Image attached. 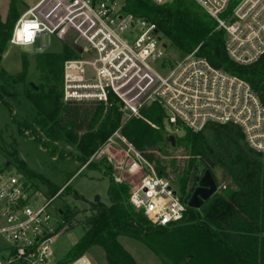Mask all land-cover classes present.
<instances>
[{
	"label": "built area",
	"instance_id": "1",
	"mask_svg": "<svg viewBox=\"0 0 264 264\" xmlns=\"http://www.w3.org/2000/svg\"><path fill=\"white\" fill-rule=\"evenodd\" d=\"M148 1L163 6L178 0ZM191 1L225 31V51L234 64L249 67L264 58V0ZM123 7L118 0H38L20 15L10 44L34 45L45 35L72 31L83 47L78 58L64 64V102L107 104L116 95L130 117L157 103L166 114V133L176 139L185 130L198 133L208 124H231L241 129L250 149L264 155V102L251 85L215 68L198 49L172 62L156 25ZM86 66L92 67L89 75ZM114 144L124 159L107 161L116 173L126 174L114 181L130 187L131 205L157 226L175 228L189 220L186 198L156 174L120 130L98 152ZM225 188L221 184L218 193ZM62 191L34 208L40 192L22 173H12L10 164H0V264H60L54 261L53 245L65 228L50 207ZM69 264L91 262L83 255Z\"/></svg>",
	"mask_w": 264,
	"mask_h": 264
},
{
	"label": "trees",
	"instance_id": "2",
	"mask_svg": "<svg viewBox=\"0 0 264 264\" xmlns=\"http://www.w3.org/2000/svg\"><path fill=\"white\" fill-rule=\"evenodd\" d=\"M19 1L9 0L8 16L4 21L0 18V103L6 105L14 98L7 86L24 85L29 70L25 54L20 73L9 75L1 67L20 17L17 10ZM123 8L136 18L154 23L158 34L181 53L190 54L198 49V55L215 68L247 81L264 102V58L249 67L234 64L225 51V31L218 29L216 21L196 3L178 0L157 6L148 0H124ZM78 56L79 52L67 43L63 44L60 53L45 52L36 56L40 84L33 86L27 98L40 118L36 124L43 128L46 138L53 143L64 139L72 146L77 152V172H80L120 130L153 165L159 177L176 182L184 198L193 185L198 161H202L209 170L221 168L234 188L227 186L206 202L200 211L190 209V219L181 222L175 230L189 236L184 261L264 264V155L249 148L241 129L231 124H208L198 133L185 130L177 138L176 150L186 158L180 162L174 158L168 161L164 158L170 156L165 140L166 114L157 103L142 107L139 116L131 118L124 126L122 106L113 95L107 104L63 101L64 64ZM19 128L22 132L27 131L31 124L25 122ZM52 153L57 152L52 150ZM89 170L100 172L108 179L110 204H92L91 215L84 217L79 224L84 231L82 238L60 264H69L95 247L104 250L109 264H134L119 243L120 237L148 243L151 236L164 234L172 228L152 224L142 211L131 205L130 187L114 181L111 176L113 168L108 161L103 159ZM19 172L35 186V174L26 168H20ZM49 188L54 196L60 191ZM58 214L63 220V228H73L80 212L67 204L58 210ZM192 220L196 222L185 224Z\"/></svg>",
	"mask_w": 264,
	"mask_h": 264
},
{
	"label": "rangeland",
	"instance_id": "3",
	"mask_svg": "<svg viewBox=\"0 0 264 264\" xmlns=\"http://www.w3.org/2000/svg\"><path fill=\"white\" fill-rule=\"evenodd\" d=\"M37 1L20 0L17 6L19 14L24 13L27 10V6L30 7ZM118 1L120 5L124 4V0ZM8 11L9 0H0L1 20L4 21L7 18ZM160 37L162 42L168 46L165 53L172 62L181 61L187 55L181 53L176 47L171 46L169 40L164 36L160 35ZM65 43L77 51L83 47L77 34L72 31H67L65 35H56L50 38L45 35L42 38V42L38 40L34 45L23 47L13 46L9 41V48L5 52L1 64L3 70L9 75H16L22 71V57L24 54L29 61L25 84L17 87L8 85L7 89L14 94V98L9 101V105L0 103V164H10L12 173H16L20 168H26L37 176L33 182L40 194L38 195L39 200L32 204L34 208H39L47 199L54 197L50 192L49 186H51L57 188L58 191L63 189L61 195L54 200L50 207V212L55 218H57L58 210L64 208L67 204L80 212L73 228L63 229L53 245L54 261L56 262L62 261L69 254L72 247L82 238L84 231L79 224L84 217L91 215L89 210L92 204H95L96 198L99 197L98 203L107 206L110 204L108 179L100 172L90 171L89 168L99 164L103 159L106 161L112 160L115 164V160L117 162L119 160L122 161L125 156L120 146L114 144L106 152L100 151L91 157L83 166V169L77 172L79 165L76 161L77 152L75 149L64 139H60L56 143L49 141L43 128L37 126L36 123L40 118L27 98V93L31 91L33 86L40 84V74L36 70L35 65L36 56L45 52L60 53ZM85 69L87 75L92 73L91 66H86ZM113 96L122 106V120L125 126L134 117H130L124 112V101L119 96ZM25 122L31 124V128L22 132L19 125H24ZM165 128L168 129L167 124H165ZM132 135L135 136V133H132ZM127 139L128 141L130 140L129 137ZM129 142L135 147L131 140ZM52 150H56L57 153H52ZM169 154L170 156L164 157L168 161L174 158L180 162L186 158L182 156L180 151L172 149L170 145ZM198 162L200 163V161ZM211 171L219 186L224 183L234 188L233 182L221 168L217 167L211 169ZM111 176L113 179L116 176L123 180L126 174L122 171L116 173L114 168ZM172 185L183 195L176 182H172ZM191 188H189V192ZM194 222L196 221L192 220L185 224L190 225L194 224ZM180 226L178 225L170 229L171 231L164 232V234L151 236L148 243L128 237H120L119 243L131 257L134 264H200L197 259L191 263L184 261L189 236H186V233L175 231ZM86 255L91 264H109L104 250L100 247L92 248ZM201 261V264H206L203 260Z\"/></svg>",
	"mask_w": 264,
	"mask_h": 264
},
{
	"label": "water",
	"instance_id": "4",
	"mask_svg": "<svg viewBox=\"0 0 264 264\" xmlns=\"http://www.w3.org/2000/svg\"><path fill=\"white\" fill-rule=\"evenodd\" d=\"M165 48L168 46L165 44ZM166 142L172 149H176L177 139L174 135L166 134ZM9 165V164H7ZM219 192V183L213 172L207 169L206 165L200 161L197 163L195 177L189 195L186 198V203L190 209L200 211L206 202ZM99 202V197L95 203Z\"/></svg>",
	"mask_w": 264,
	"mask_h": 264
},
{
	"label": "crops",
	"instance_id": "5",
	"mask_svg": "<svg viewBox=\"0 0 264 264\" xmlns=\"http://www.w3.org/2000/svg\"><path fill=\"white\" fill-rule=\"evenodd\" d=\"M224 184V183H223ZM225 186H227L226 184H225Z\"/></svg>",
	"mask_w": 264,
	"mask_h": 264
}]
</instances>
